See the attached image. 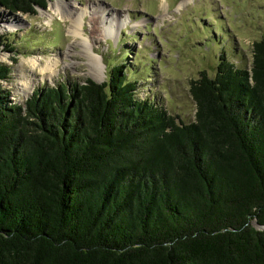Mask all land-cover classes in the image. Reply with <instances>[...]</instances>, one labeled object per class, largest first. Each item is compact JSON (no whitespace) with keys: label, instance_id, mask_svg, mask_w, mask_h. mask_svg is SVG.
Listing matches in <instances>:
<instances>
[{"label":"trees","instance_id":"1","mask_svg":"<svg viewBox=\"0 0 264 264\" xmlns=\"http://www.w3.org/2000/svg\"><path fill=\"white\" fill-rule=\"evenodd\" d=\"M123 68L21 105L0 64V264H264V34L250 69L222 55L190 81L188 124L137 100Z\"/></svg>","mask_w":264,"mask_h":264},{"label":"rangeland","instance_id":"2","mask_svg":"<svg viewBox=\"0 0 264 264\" xmlns=\"http://www.w3.org/2000/svg\"><path fill=\"white\" fill-rule=\"evenodd\" d=\"M74 19L81 21L77 35L69 28ZM263 34L264 0H47L33 16L0 9V37L12 48L0 51L10 70L2 87L23 105L38 89L82 84L96 74L103 82L123 65L137 100L188 124L196 112L190 81L201 72L213 78L222 55L250 69L253 43Z\"/></svg>","mask_w":264,"mask_h":264},{"label":"bare ground","instance_id":"3","mask_svg":"<svg viewBox=\"0 0 264 264\" xmlns=\"http://www.w3.org/2000/svg\"><path fill=\"white\" fill-rule=\"evenodd\" d=\"M103 14H106V11L105 10H103ZM67 19H70V16H68V17H66ZM71 20V19H70ZM81 21H79V20H77V19H74V20H72L71 21V24H70V33H72L73 35H77L78 34V29H79V27H80V23ZM12 26V25H11ZM106 30L108 31V32H112V30L114 31V29H113V27L111 26V25H109V27H106ZM85 49V52L87 53L86 55H88V58H89V61H90V63L93 65V68L95 67H97V63H96V59H95V57L92 55V52L90 51V50H88V49H86V48H84ZM33 67H36V66H34L33 65ZM94 68V69H95ZM43 70V72H47V71H50V68L49 67H47V68H44V69H42ZM94 79L95 80H97L98 81V79H100V76L99 75H95L94 76ZM24 86V85H23ZM25 89V88H24ZM27 90H22V94L23 95H26V92Z\"/></svg>","mask_w":264,"mask_h":264},{"label":"water","instance_id":"4","mask_svg":"<svg viewBox=\"0 0 264 264\" xmlns=\"http://www.w3.org/2000/svg\"><path fill=\"white\" fill-rule=\"evenodd\" d=\"M91 80L94 81V82L97 83V84L102 83V82L96 81V80H94V79H91ZM255 226H256L257 229H264V227H260V226H258V225H255Z\"/></svg>","mask_w":264,"mask_h":264}]
</instances>
